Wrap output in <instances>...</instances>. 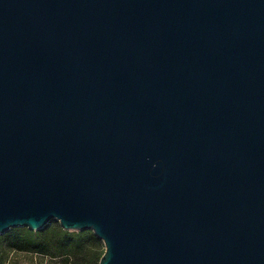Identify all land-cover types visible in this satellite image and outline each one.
Returning <instances> with one entry per match:
<instances>
[{
    "label": "water",
    "instance_id": "1",
    "mask_svg": "<svg viewBox=\"0 0 264 264\" xmlns=\"http://www.w3.org/2000/svg\"><path fill=\"white\" fill-rule=\"evenodd\" d=\"M53 220L264 264V0H0V235Z\"/></svg>",
    "mask_w": 264,
    "mask_h": 264
},
{
    "label": "trees",
    "instance_id": "2",
    "mask_svg": "<svg viewBox=\"0 0 264 264\" xmlns=\"http://www.w3.org/2000/svg\"><path fill=\"white\" fill-rule=\"evenodd\" d=\"M105 250L92 230L67 231L57 220L40 231L19 227L0 235V264H100Z\"/></svg>",
    "mask_w": 264,
    "mask_h": 264
}]
</instances>
